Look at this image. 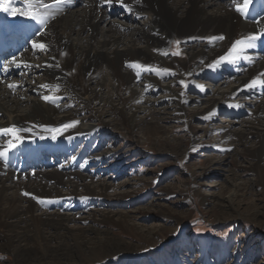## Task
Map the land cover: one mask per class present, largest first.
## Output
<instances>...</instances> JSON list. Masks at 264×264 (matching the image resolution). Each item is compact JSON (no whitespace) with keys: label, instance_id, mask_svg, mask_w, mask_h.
I'll list each match as a JSON object with an SVG mask.
<instances>
[{"label":"bare ground","instance_id":"1","mask_svg":"<svg viewBox=\"0 0 264 264\" xmlns=\"http://www.w3.org/2000/svg\"><path fill=\"white\" fill-rule=\"evenodd\" d=\"M125 2L131 11L115 2L109 7L102 0H75L72 7L57 5L55 0H44L51 7H42L35 0H28L27 9L35 8V14L47 22L40 35H36L39 26L30 19L0 11L6 42L13 40L22 47L17 56L6 54L4 64L15 57L22 67L10 64V71L0 79V128L32 129V134L21 133L24 143L12 150L6 160H0V253L11 256L14 264L94 262L99 261L98 253L111 255L105 247L121 244L108 228L98 227L117 226L114 212L95 210L78 218L53 200H106L109 192L124 191L126 182L116 185L95 181L81 174L79 167L74 166L76 162L70 169L57 165L44 169L39 161L46 162L40 159L32 170L25 169L29 160L42 153L68 152L71 142L98 131V124L116 127L120 135L129 138L141 133L154 145L158 143L157 137L163 135L168 148H158L177 154L186 143L193 146L200 139L190 128L194 121L206 124L223 111L230 116H237L236 111H249V118H242L238 126L233 121L226 122V130L213 149L241 150L247 154L257 168L256 180H243L235 174L229 195L217 201V205L222 213L233 211L236 196L254 193L261 196L260 201L264 200V75H260L264 73V38L254 48L237 45L226 62L214 65L215 70L208 67L227 53L234 41L264 30V0ZM9 4L19 10L25 7V0H9ZM118 11L126 15L125 21L111 17ZM220 35L225 37L223 41L209 42L208 38ZM32 40L45 43L46 50L32 49ZM176 41H180L182 49L179 58L153 51L168 52L171 45L176 50ZM136 64L157 71L149 73ZM37 73L42 76L34 78ZM205 77L219 81L216 85H225L226 89L207 91L201 84ZM253 78L256 88L241 91ZM181 80L188 84L187 89L179 84ZM9 83L19 87L9 89ZM40 85H48L53 97L64 98L58 107L40 98L38 94H49ZM251 95L253 102L243 104V99ZM191 100L200 102V106L187 114L184 107ZM164 115H171L168 118L177 121L188 134L177 136L159 126ZM76 120L80 121L78 126L63 130L64 134L56 140L50 138L52 133L48 129H59ZM206 132L203 128L202 135ZM4 144L5 138L0 137V146ZM115 153L110 150L99 156ZM82 159L88 161L90 157L82 155ZM25 192L42 202L23 195ZM198 201L201 206L207 204L205 199ZM256 214L264 216V209L254 211Z\"/></svg>","mask_w":264,"mask_h":264},{"label":"rangeland","instance_id":"2","mask_svg":"<svg viewBox=\"0 0 264 264\" xmlns=\"http://www.w3.org/2000/svg\"><path fill=\"white\" fill-rule=\"evenodd\" d=\"M125 16L121 11L111 15L119 21H125ZM174 46L168 49L169 57H181L171 55L173 51H182L175 50ZM37 74L33 77L42 76ZM218 82L208 77L201 80L207 91L226 89L225 85H216ZM191 93L189 90L188 94ZM250 102H253L252 95L242 101L243 104ZM187 105L184 111L190 114L200 102L191 100ZM236 113L237 116H230L220 112L206 124L194 121L190 128L200 139L193 146L186 143L177 154L158 148H168L163 135L157 137L155 146L142 138L141 133L129 138L120 135L116 127L104 128L98 124V131L71 142L68 152L42 153L29 160L25 169L32 170L40 159L46 162L39 161L44 169L56 165L70 169L76 162L74 166L79 167L81 174L95 181L127 183L124 191L115 192L116 196L109 192L106 200L82 201L77 197L53 200L78 218L95 210L116 214L117 226L98 227L108 228L121 244L105 247L110 256L101 252L97 254L99 261L84 260L83 264H264V216H254V211L264 209L261 196L254 193L236 196L233 211L221 213L217 205V201L229 195L230 181L235 174L243 180H256L257 168L247 154L241 150L213 149L226 130V122L233 121L238 126L242 118H249V111ZM164 117L159 126L177 136L188 134L177 121L168 118L171 115ZM203 128L207 129L204 135ZM110 150L116 153L103 155L106 158L101 160L103 156L99 154ZM82 155L89 156L90 160L82 159ZM199 199H205L207 204L199 205ZM69 262L64 261L73 264ZM0 264H14L13 258L0 253Z\"/></svg>","mask_w":264,"mask_h":264},{"label":"snow or ice","instance_id":"3","mask_svg":"<svg viewBox=\"0 0 264 264\" xmlns=\"http://www.w3.org/2000/svg\"><path fill=\"white\" fill-rule=\"evenodd\" d=\"M35 2L38 3L42 7H51L50 5L44 3V0H35ZM114 2L116 4H118L119 6L123 7L126 11H131L130 6L125 2V0H102V3L104 5L109 6V7ZM27 3H28V0H25V7L18 10L16 7L10 6L9 0H0V11L8 13L11 16H17V15L25 16L26 18L30 19L31 21H33L34 23H36L39 26V27H37L36 35H40L42 29L46 28L47 22L44 19L39 18L35 14V12H36L35 8H33L31 10L27 9V7H26ZM74 3H75V0H55V4L67 5L69 7L74 6ZM244 7H247V4H245ZM237 11L240 12L241 9L238 7ZM262 38H264V30L258 29L257 31H254L252 34L246 36L243 40L234 41L232 43L231 47L228 49V52L225 53L224 55L218 57L217 60L214 61L213 64H209L208 67L212 70H215L214 65L220 64L221 62H226L228 54L235 52L237 49V45H243L244 48H248V49L254 48L256 46V43L259 42ZM224 39H225V37L223 35H220L218 37L214 36V37L208 38L209 42L223 41ZM175 43H176L177 49H179L180 41H176ZM31 46H32V49H39V50H46V48H47V45L45 43H38L36 40L31 41ZM243 50L244 49L242 48L241 51H243ZM153 51L159 52L161 55H164V56L169 55L168 52H162L160 49H154ZM65 55H66V53H65ZM171 55L172 56H180V55H182V51H180V50L173 51L171 53ZM10 64L14 65L16 68L22 67V65L19 62H17V59L15 57H13V59L11 61L0 66V70H3L7 74L10 71V68H9ZM24 66L27 67V65H24ZM135 66L136 67H142V68H144V70L146 72H149V73H154L155 71H157L156 69H153L151 66L139 65V64H136ZM49 67H51V65H49ZM57 67H59V65H57ZM164 71L171 72V70H168V69H165ZM171 74L175 75L174 72H171ZM187 75H191V74H187ZM260 75H264V73H261ZM0 82H2V81H0ZM179 84L185 89L188 88V84L184 80L179 81ZM7 87L9 89L15 90L16 88L19 87V85L15 84V83H9L7 85ZM39 87H41V88H43L49 92L48 95L38 94V95H40V98L46 103H52L58 107L59 101L61 99H64L63 97H53L51 94L52 90L49 89L48 85H40ZM196 87H198L200 89V91H204V88L202 86L196 85ZM261 87H264V85H261ZM255 88H256V79L253 78L249 83H247L244 86L243 89H241V91L254 90ZM59 90L60 89L57 86L55 91L58 92ZM138 102H140V101H138ZM228 106L229 107H235V108L241 107V105H239V104H237V105L229 104ZM204 119H208V117L205 116ZM79 123H80L79 120L69 121L67 123L62 124L59 129H48V131L52 133L50 138L52 140H56L58 138V135L64 134L63 130L72 129V128L78 126ZM23 132H28V133L32 134V129H19L15 126L0 128V137L5 138V144L0 146V160H6L9 153L12 150H15L20 144L24 143L25 137L23 135H21V133H23ZM39 138L40 139H46V137H44V136H40ZM221 150H223V149H221ZM23 195L31 197L32 199L36 200L38 203L42 202L40 198L34 196L31 193L25 192V193H23Z\"/></svg>","mask_w":264,"mask_h":264}]
</instances>
